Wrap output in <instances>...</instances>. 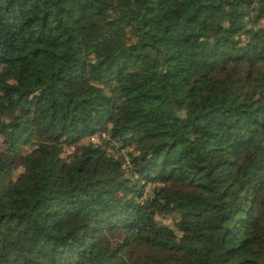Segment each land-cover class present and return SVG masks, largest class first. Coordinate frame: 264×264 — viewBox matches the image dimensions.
<instances>
[{
	"label": "trees",
	"instance_id": "obj_1",
	"mask_svg": "<svg viewBox=\"0 0 264 264\" xmlns=\"http://www.w3.org/2000/svg\"><path fill=\"white\" fill-rule=\"evenodd\" d=\"M0 264H264V0H0Z\"/></svg>",
	"mask_w": 264,
	"mask_h": 264
},
{
	"label": "rangeland",
	"instance_id": "obj_2",
	"mask_svg": "<svg viewBox=\"0 0 264 264\" xmlns=\"http://www.w3.org/2000/svg\"><path fill=\"white\" fill-rule=\"evenodd\" d=\"M94 135H95V136H94ZM94 135H91V136H94L93 142L96 143V142L99 141V138H97V134H94ZM91 136L89 137V140H91ZM71 150H72V147H67V146H65L61 155H62L63 157H66V156L71 152ZM121 153H123V152L121 151ZM20 171H22V169H21V168H18V169L16 170V172H15L14 177H16V174H17L18 172H20ZM157 219L160 220V221L163 222V223H166V224H170V223H171L170 218H166V217H165V218L157 217Z\"/></svg>",
	"mask_w": 264,
	"mask_h": 264
},
{
	"label": "built area",
	"instance_id": "obj_3",
	"mask_svg": "<svg viewBox=\"0 0 264 264\" xmlns=\"http://www.w3.org/2000/svg\"><path fill=\"white\" fill-rule=\"evenodd\" d=\"M95 136V135H94ZM94 136H91V142H93ZM104 136V134H102V137ZM97 138H99V135H97ZM95 143V142H94ZM126 163L128 164V161H126Z\"/></svg>",
	"mask_w": 264,
	"mask_h": 264
}]
</instances>
